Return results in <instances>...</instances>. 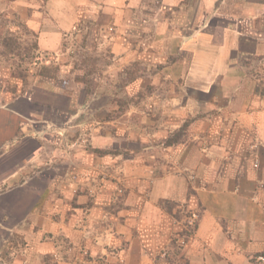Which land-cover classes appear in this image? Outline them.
<instances>
[{
  "label": "crops",
  "instance_id": "1",
  "mask_svg": "<svg viewBox=\"0 0 264 264\" xmlns=\"http://www.w3.org/2000/svg\"><path fill=\"white\" fill-rule=\"evenodd\" d=\"M11 12L91 64L0 100V264H264V0Z\"/></svg>",
  "mask_w": 264,
  "mask_h": 264
},
{
  "label": "rangeland",
  "instance_id": "2",
  "mask_svg": "<svg viewBox=\"0 0 264 264\" xmlns=\"http://www.w3.org/2000/svg\"><path fill=\"white\" fill-rule=\"evenodd\" d=\"M12 6L13 0H0V100L23 94L48 81L57 82L67 77L65 70L81 63L74 59L64 62L55 53L41 51L36 43V32L30 30L16 12H11ZM79 46L74 43L66 48L75 54L79 48H85ZM81 64L89 67L91 63Z\"/></svg>",
  "mask_w": 264,
  "mask_h": 264
},
{
  "label": "built area",
  "instance_id": "3",
  "mask_svg": "<svg viewBox=\"0 0 264 264\" xmlns=\"http://www.w3.org/2000/svg\"><path fill=\"white\" fill-rule=\"evenodd\" d=\"M262 258V257H259V259Z\"/></svg>",
  "mask_w": 264,
  "mask_h": 264
}]
</instances>
